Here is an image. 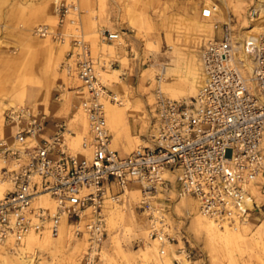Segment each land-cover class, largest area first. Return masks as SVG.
Returning <instances> with one entry per match:
<instances>
[{
    "label": "built area",
    "instance_id": "1",
    "mask_svg": "<svg viewBox=\"0 0 264 264\" xmlns=\"http://www.w3.org/2000/svg\"><path fill=\"white\" fill-rule=\"evenodd\" d=\"M259 2L249 5V25L264 19ZM218 8L205 4L201 15L214 20ZM54 11L57 27L43 23L35 32L68 41L63 69L80 81L78 109L88 131L75 149L68 143L77 135L75 114L42 137L47 114L28 105L6 113L14 131L0 137L1 179L11 184L0 198V243L10 240L17 251L30 233L58 237L67 224L72 236L86 241L78 264H98L107 203L122 202L133 186L151 236L162 241L172 240L166 213L173 193L194 197L199 210L221 224L249 222L261 209L252 188L264 195V29L249 36L236 30L233 16L212 21L215 33L201 50L204 83L197 95L173 99L157 91L148 144L123 155L113 146L107 119V104L119 95L101 79V59L80 27L79 0H57ZM98 33L103 41L122 37L109 28ZM111 185L119 190L112 193ZM42 194L53 210L41 203ZM179 251L191 257L185 247Z\"/></svg>",
    "mask_w": 264,
    "mask_h": 264
},
{
    "label": "rangeland",
    "instance_id": "2",
    "mask_svg": "<svg viewBox=\"0 0 264 264\" xmlns=\"http://www.w3.org/2000/svg\"><path fill=\"white\" fill-rule=\"evenodd\" d=\"M56 1L0 0V111L4 116L3 120L0 119V137H11L5 127L11 128V135L13 134L14 127L5 120V112L9 111L12 103L20 108V105H26L27 102L44 99L45 103L60 107L71 93L77 94L78 97L81 95L78 84L80 81L70 77L63 69V62L70 47L68 41L60 43L35 32L36 27L43 23L57 27L58 18L54 11ZM226 1L227 5L221 0H79L80 27L85 38L91 43L93 55L101 59V79L119 95L117 101L107 104V108L109 105L120 106V99L130 100L131 108L125 110L124 120L121 121L125 122L126 128L128 126L129 130L132 129L131 134L138 136L140 142L147 141L152 131L151 110L157 91L165 96H168L165 91L168 86H183V89L191 91V88L180 80V76L186 75L192 79L189 82H193L201 74V50L204 43L215 33L212 21L233 16L236 30L245 33L247 28H243L248 27L250 23L247 11L250 3L256 0ZM209 2L216 3L219 7L216 15L214 14V20L203 18L201 15L203 5ZM259 3L264 7V0ZM128 8L131 12L134 9L135 12H132V25L127 16L130 10ZM53 13L54 19L51 17ZM202 21L208 23L212 31H201ZM69 28L73 29V26L68 25ZM100 28L119 30L122 37L116 41H103L98 33ZM190 34L196 36L192 42L186 41ZM110 44L113 47H110ZM177 54L186 56L185 60L192 58L189 65L188 61H181ZM177 70L179 71L176 73ZM194 95L196 94L186 92L178 99ZM77 102L78 100L74 99V104ZM60 110V114L64 115L73 112L75 107ZM78 111L79 109H76V114ZM72 117L73 115L66 120ZM108 126L114 138L115 134L109 121ZM86 132H81L80 127L76 144L72 143L73 137L69 138L68 143L78 149L81 137ZM112 143L114 144V139ZM4 165L0 155V180H3L1 170ZM252 190L261 204V209L252 214L249 222L243 223L248 226L246 237L249 240L233 237L234 241L232 237H228L229 241L228 238L220 240L207 235V231L198 224L197 214L201 211L196 199L189 195L179 197L173 193L166 213L169 225L167 230L172 240L157 239L160 242L159 249L163 253L149 259L142 255L143 248L153 245L156 237L151 236L147 214L135 210L140 197L130 199L135 215L133 209L125 203H115L107 211L106 225L109 235L105 234L106 239L98 264H169V261L171 264H264V251L257 246V243L260 246V241L264 242V195L257 186ZM127 193L130 194L129 191ZM185 200L189 201V204ZM62 233L65 241L57 245L29 247L24 242L17 251H12L11 241L0 243L4 250L0 249V264H15V261L22 259L26 260V264H78L79 257L86 248V241L72 236L69 227ZM54 242L59 240L55 239ZM180 247H185L191 252V257L180 252ZM161 248H164V251ZM28 259H32V263Z\"/></svg>",
    "mask_w": 264,
    "mask_h": 264
},
{
    "label": "bare ground",
    "instance_id": "3",
    "mask_svg": "<svg viewBox=\"0 0 264 264\" xmlns=\"http://www.w3.org/2000/svg\"><path fill=\"white\" fill-rule=\"evenodd\" d=\"M225 5H227V1L226 0H221ZM210 3V2H209ZM208 3V4H209ZM128 6V5H127ZM130 6V5H129ZM130 9V8H128ZM133 9V8H132ZM136 10V9H135ZM133 13L134 12V9L132 11ZM132 12H131V9L128 10V15L129 16V21H130V24L132 25V21H131V18H132ZM137 12V11H136ZM139 12V11H138ZM137 16V14H135ZM54 13L51 14V17L52 19H54ZM135 16V17H136ZM138 19V18H137ZM258 21V20H257ZM54 22V21H53ZM134 24L135 21H133ZM264 22V19H260V21H258L257 23H253V26L252 24L249 25L247 27V30L245 31L246 34H248L249 36H252V33L255 32V31H261L262 29H264V24H262ZM200 23V22H199ZM138 26V25H137ZM199 26V25H198ZM197 27V26H196ZM51 29H53V25L51 26ZM200 29L201 31H212V27H208V23H205V22H201L200 24ZM189 37V38H188ZM186 38V41H189V42H192L194 40V38L196 37L195 35L193 36L192 34H190ZM97 39V38H96ZM96 41V40H95ZM96 44V43H95ZM110 47H113L111 44H110ZM175 47V46H174ZM176 48V47H175ZM174 50V49H173ZM176 52V51H175ZM186 55V54H185ZM192 57H193V54H191ZM179 59H181V61H185L187 63L188 61V65L190 63V60L192 58H188L187 60H185L186 56H184L183 54H177L176 55ZM174 57V56H173ZM176 58V57H175ZM174 58V59H175ZM192 66V65H191ZM193 67V66H192ZM179 70L176 71V73L178 72ZM182 71V70H181ZM183 72V71H182ZM192 72V71H191ZM198 72V71H197ZM67 76V75H66ZM180 76V75H179ZM193 77V75H192ZM68 78V77H67ZM180 80H182L183 82H185V84L187 85V87H190L191 88V91L189 89H183V86L182 88H175V87H171V86H168L166 87L165 91L168 93V97L170 98H173V99H178L180 97H182L183 95H185L186 92H191V93H194L197 95L200 87L203 85L204 83V78H203V75L202 73L199 74V76L193 80V82H189V77L186 76V75H181L180 76ZM166 79V78H165ZM192 80V79H191ZM77 82V81H76ZM79 82V80H78ZM164 83V82H163ZM173 83V82H172ZM80 85V82L78 83ZM78 85V86H79ZM171 85V84H170ZM166 86V85H165ZM185 88V87H184ZM80 91H81V95H83V91L81 90L80 88ZM80 93V92H79ZM195 96V95H194ZM4 104V103H3ZM119 105L120 106H116V105H109L108 108H107V115H108V121L110 122V124L112 125V129L114 131V145L117 147V148H120L122 149V151L124 153H130L132 151H134L136 148L140 147V146H145L148 144L147 141L145 142H140V138L138 136H134L133 134H131L132 132H130V129L126 128V126H124V123L123 121H121V119H123L124 117V113H125V110L127 109H130L131 108V102L130 100H127V101H124L122 99L119 100ZM121 105H124V106H121ZM2 107V106H1ZM10 109H8L9 111L8 112H11V113H15L19 110V107L12 103L10 106ZM135 108V107H134ZM2 110V109H1ZM0 119H4V116H3V113L2 111H0ZM77 116V118H76ZM124 120V119H123ZM74 124L75 125H78L81 127V132H86L88 131V121H87V117L84 115L83 112H80V110L78 111V113L76 114L75 113V118L73 120ZM127 124V123H126ZM79 133V132H78ZM76 136L73 137V140H72V143L75 145L76 144ZM80 140V139H78ZM123 141H127V142H123ZM79 142V141H78ZM138 146V147H137ZM10 181H7V180H0V198L4 195L5 193V190L8 189V187H11L10 186ZM131 195L134 199H136L138 196H139V193L138 191L136 190H133L131 191ZM186 198V196H185ZM41 203L46 205L48 208L50 209H54V203L52 202V200L49 198V195L48 194H42L41 197ZM186 201V200H185ZM193 201V200H191ZM190 201V203H191ZM195 201V200H194ZM188 202V203H187ZM187 204H189V201H186ZM196 204V203H195ZM120 212V211H119ZM125 214V213H124ZM198 224L201 225L200 227H202L203 229H205L207 231V235H209L211 238L213 239H223L224 238H228V237H232V241L233 240V237H237L239 239H246V240H249L248 237H246V231H247V227L245 224H243L242 222L240 221H235L233 223H229V222H225L223 224L217 222L216 220L212 219V218H208L207 216H205L204 214H202V212H198ZM123 217V216H122ZM113 220V219H111ZM114 221V220H113ZM245 223V222H244ZM67 227V224L64 225V229ZM64 229L62 230V232L64 231ZM60 233L61 235H59L58 237L54 238L50 233H46L44 235H39L37 233H30L26 239H25V242L28 244L29 247L31 246H35V245H38V246H46V245H49V244H58V243H62L63 240H64V234L63 233ZM150 233V232H148ZM149 236V235H148ZM56 240H59V242L55 243L54 241ZM158 238H154V243L153 245H148L146 248H143V252H142V255H144L147 259H149L150 257H156L158 256V254L160 253H163L160 251L159 249V246H160V242L157 240ZM237 239V240H239ZM116 240V239H115ZM168 239H166L167 241ZM226 240V239H225ZM229 240V238H228ZM226 240V241H228ZM236 240V241H237ZM260 240V239H259ZM264 240V239H263ZM10 241V240H9ZM65 241V240H64ZM230 241V240H229ZM245 241V240H244ZM243 241V242H244ZM248 242V241H247ZM258 242V241H257ZM262 242V243H261ZM260 246L258 245L257 243V246L260 247L261 251H264V242L263 241H260ZM55 245V246H56ZM164 246V245H163ZM27 247V246H26ZM162 247V246H161ZM0 249H2V247H0ZM162 251H164V248H161ZM259 249V250H260ZM3 250V249H2ZM253 250V249H252ZM256 250V249H255ZM258 250V251H259ZM4 251V250H3ZM30 253V252H29ZM27 254V253H26ZM167 255V254H166ZM31 256V255H29ZM33 256V255H32ZM120 256V255H119ZM263 259H264V255H262ZM34 258V257H33ZM30 260V262L32 263V259H28ZM14 261V260H13ZM29 262V263H30ZM163 263V262H162ZM15 264H26V260H17L15 261ZM28 264V263H27ZM160 264V263H159ZM169 264H171V261H169Z\"/></svg>",
    "mask_w": 264,
    "mask_h": 264
},
{
    "label": "crops",
    "instance_id": "4",
    "mask_svg": "<svg viewBox=\"0 0 264 264\" xmlns=\"http://www.w3.org/2000/svg\"><path fill=\"white\" fill-rule=\"evenodd\" d=\"M35 40V39H34ZM38 40V39H37ZM36 40V42H37ZM42 49V48H41ZM74 90H70V92H73ZM83 91V90H82ZM82 96L78 97L77 94L75 93H71L67 99H64V101L62 102V105L60 107H56L53 103L52 104H47L45 103L46 100H40V101H33V102H27L26 105H28L33 111L34 113H36L37 115H42L43 113L47 114V121L44 127V130L41 134L42 137H46L48 135H50L52 132L55 131L56 129V125L58 122L66 120V118H70L72 115H74V113H76V109H78V105L79 102L81 100ZM74 99H77L78 102L76 104H74ZM71 106L75 107V110L73 112L70 113H66V114H60V109L63 108L64 110H66L67 108H70ZM8 111L5 112V120H6V113ZM6 122V121H5ZM7 126H9L8 124H6ZM7 128V132L9 133V136H11V131L9 127H5ZM74 128L76 131H80V127L78 125H74ZM114 148H116L121 154L126 155L128 153H124L122 151V149L117 148L114 144H113ZM110 190L112 193H115L119 190L118 186L116 185H111L110 186ZM136 190L139 193V197H140V191L136 186H133L131 189H129L130 194H125V196H123V200L122 203H125L128 207H130L132 210V212L135 215V211L133 206H131L130 203V199H131V191ZM113 206L112 203H107V208H106V214L107 211H109V208H111ZM135 210H141V208L139 207V201L136 203L135 205ZM106 234L109 235L108 230H107V225H106ZM106 239V238H105ZM105 242V240H104Z\"/></svg>",
    "mask_w": 264,
    "mask_h": 264
}]
</instances>
